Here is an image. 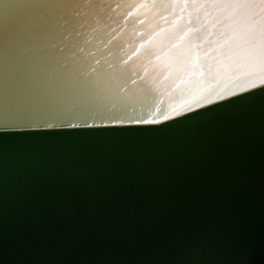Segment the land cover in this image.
Listing matches in <instances>:
<instances>
[{
	"label": "water",
	"instance_id": "obj_1",
	"mask_svg": "<svg viewBox=\"0 0 264 264\" xmlns=\"http://www.w3.org/2000/svg\"><path fill=\"white\" fill-rule=\"evenodd\" d=\"M74 3L0 0V264H264V85L167 119L75 105L45 57ZM81 62L74 81L100 76Z\"/></svg>",
	"mask_w": 264,
	"mask_h": 264
},
{
	"label": "bare ground",
	"instance_id": "obj_2",
	"mask_svg": "<svg viewBox=\"0 0 264 264\" xmlns=\"http://www.w3.org/2000/svg\"><path fill=\"white\" fill-rule=\"evenodd\" d=\"M73 8L77 20L68 19L58 33L72 37L53 56L57 37L45 57L67 65L72 76L64 95L75 105L147 107L164 101L170 105L167 119L264 85V7L258 0L253 10L238 7L237 0H75ZM89 17L102 20V26L94 25L99 35L87 43L90 37L74 35L83 32L77 29ZM106 18L111 23L104 29ZM105 35L111 36L107 44L87 64ZM86 46V54L71 58ZM77 60L87 71L99 61L100 76L74 81L82 72Z\"/></svg>",
	"mask_w": 264,
	"mask_h": 264
},
{
	"label": "snow or ice",
	"instance_id": "obj_3",
	"mask_svg": "<svg viewBox=\"0 0 264 264\" xmlns=\"http://www.w3.org/2000/svg\"><path fill=\"white\" fill-rule=\"evenodd\" d=\"M259 4L264 7V0H258ZM256 3V0H237V6L244 9L253 10V6ZM261 83L264 84V79L261 80ZM151 123V121H147Z\"/></svg>",
	"mask_w": 264,
	"mask_h": 264
}]
</instances>
